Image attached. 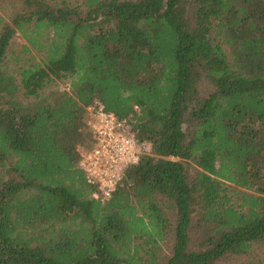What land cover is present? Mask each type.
<instances>
[{
    "label": "trees",
    "instance_id": "trees-1",
    "mask_svg": "<svg viewBox=\"0 0 264 264\" xmlns=\"http://www.w3.org/2000/svg\"><path fill=\"white\" fill-rule=\"evenodd\" d=\"M0 5V264H264V0ZM95 103L151 147L104 202Z\"/></svg>",
    "mask_w": 264,
    "mask_h": 264
},
{
    "label": "built area",
    "instance_id": "built-area-1",
    "mask_svg": "<svg viewBox=\"0 0 264 264\" xmlns=\"http://www.w3.org/2000/svg\"><path fill=\"white\" fill-rule=\"evenodd\" d=\"M87 118L92 143L90 148L78 147L79 168L85 182L95 190L92 197L104 202L121 182L124 171L137 165L142 155L150 154L151 147L137 141L127 131L126 121L106 112L99 104L87 109Z\"/></svg>",
    "mask_w": 264,
    "mask_h": 264
},
{
    "label": "rangeland",
    "instance_id": "rangeland-1",
    "mask_svg": "<svg viewBox=\"0 0 264 264\" xmlns=\"http://www.w3.org/2000/svg\"><path fill=\"white\" fill-rule=\"evenodd\" d=\"M76 1V0H73ZM1 8H5V5H0ZM0 12L1 9H0ZM3 18L6 19V16L4 14H1ZM24 39L19 35H15L13 40L10 42L6 57H5V69L7 72L12 74L17 80H19V73L26 69L28 66L32 65L34 63L33 60L30 59V57L34 56L33 53L27 54L23 51V46L25 45ZM36 58H39L38 56ZM68 90V83L67 82H58L57 85L54 87H51L50 90ZM234 205H236L233 202Z\"/></svg>",
    "mask_w": 264,
    "mask_h": 264
}]
</instances>
